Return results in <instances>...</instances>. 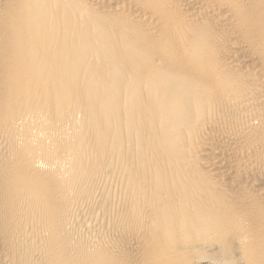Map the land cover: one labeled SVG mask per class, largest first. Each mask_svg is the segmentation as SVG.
<instances>
[{
    "label": "bare ground",
    "instance_id": "1",
    "mask_svg": "<svg viewBox=\"0 0 264 264\" xmlns=\"http://www.w3.org/2000/svg\"><path fill=\"white\" fill-rule=\"evenodd\" d=\"M193 259L264 264V0H0V264Z\"/></svg>",
    "mask_w": 264,
    "mask_h": 264
},
{
    "label": "rangeland",
    "instance_id": "2",
    "mask_svg": "<svg viewBox=\"0 0 264 264\" xmlns=\"http://www.w3.org/2000/svg\"><path fill=\"white\" fill-rule=\"evenodd\" d=\"M192 261L189 264H222L221 262L213 261V260L193 259Z\"/></svg>",
    "mask_w": 264,
    "mask_h": 264
}]
</instances>
